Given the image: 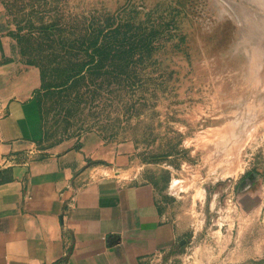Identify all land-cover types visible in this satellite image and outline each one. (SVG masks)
Wrapping results in <instances>:
<instances>
[{
  "label": "rangeland",
  "instance_id": "374dc122",
  "mask_svg": "<svg viewBox=\"0 0 264 264\" xmlns=\"http://www.w3.org/2000/svg\"><path fill=\"white\" fill-rule=\"evenodd\" d=\"M0 10L43 69V110L57 128L134 146L140 176L180 224L176 264H223L221 245L256 241L264 0H0Z\"/></svg>",
  "mask_w": 264,
  "mask_h": 264
},
{
  "label": "crops",
  "instance_id": "0c3cea01",
  "mask_svg": "<svg viewBox=\"0 0 264 264\" xmlns=\"http://www.w3.org/2000/svg\"><path fill=\"white\" fill-rule=\"evenodd\" d=\"M47 92L0 10V264L181 262L180 224L140 176L134 146L57 128ZM253 240L221 245L223 264H264V229Z\"/></svg>",
  "mask_w": 264,
  "mask_h": 264
},
{
  "label": "water",
  "instance_id": "95a60500",
  "mask_svg": "<svg viewBox=\"0 0 264 264\" xmlns=\"http://www.w3.org/2000/svg\"><path fill=\"white\" fill-rule=\"evenodd\" d=\"M256 178H257V175H256V174H251V175L247 178L246 181H243V182H242L241 186H244V185H246V184H248V183L253 182Z\"/></svg>",
  "mask_w": 264,
  "mask_h": 264
},
{
  "label": "trees",
  "instance_id": "16d2710c",
  "mask_svg": "<svg viewBox=\"0 0 264 264\" xmlns=\"http://www.w3.org/2000/svg\"><path fill=\"white\" fill-rule=\"evenodd\" d=\"M44 33H47V31L45 30V28L43 27V30H42ZM47 35H49L48 33H47ZM22 53H24V54H22V55H25V52H23L22 51ZM41 68V67H40ZM42 71H43V69H42ZM75 77V76H74ZM70 79V78H69Z\"/></svg>",
  "mask_w": 264,
  "mask_h": 264
}]
</instances>
